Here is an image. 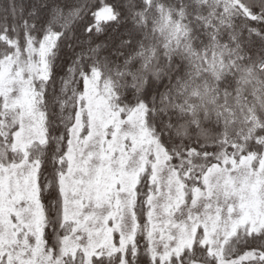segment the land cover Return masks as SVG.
I'll list each match as a JSON object with an SVG mask.
<instances>
[{
    "label": "snow or ice",
    "instance_id": "1",
    "mask_svg": "<svg viewBox=\"0 0 264 264\" xmlns=\"http://www.w3.org/2000/svg\"><path fill=\"white\" fill-rule=\"evenodd\" d=\"M0 264H264V0H0Z\"/></svg>",
    "mask_w": 264,
    "mask_h": 264
}]
</instances>
